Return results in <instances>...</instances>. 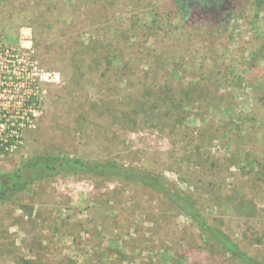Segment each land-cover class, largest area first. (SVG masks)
I'll use <instances>...</instances> for the list:
<instances>
[{"label":"rangeland","instance_id":"374dc122","mask_svg":"<svg viewBox=\"0 0 264 264\" xmlns=\"http://www.w3.org/2000/svg\"><path fill=\"white\" fill-rule=\"evenodd\" d=\"M26 1L1 7L0 20ZM100 1H62L74 30L22 27L15 45L23 53L0 56V117L23 120L17 147L0 157V181L26 179L34 174L26 161L48 154L152 170L264 261V0L212 9L190 0L185 19H168L170 0ZM156 13L162 30L147 29ZM73 33H117L127 68L91 59L72 69L68 55L51 64L33 48L34 37L46 51L53 36ZM31 85L39 102L27 120ZM152 90L166 99L178 92L190 104L186 118L176 124L158 109L135 119L134 102ZM34 178L0 202V264H239L149 189L82 175Z\"/></svg>","mask_w":264,"mask_h":264},{"label":"trees","instance_id":"16d2710c","mask_svg":"<svg viewBox=\"0 0 264 264\" xmlns=\"http://www.w3.org/2000/svg\"><path fill=\"white\" fill-rule=\"evenodd\" d=\"M17 1L18 0H0V8L11 5ZM62 1L64 0H27L26 2L16 3L17 5L14 6L9 13V17H7L6 20H0V56L9 53L12 57H15V52L18 54L23 53V50L15 45L18 31L22 27L29 28L33 35H35V29L37 27H45L48 31L58 30L61 33H66L67 31L70 33V31L74 30V22L72 20V22L69 21V19L64 16L63 12L61 14V11L64 9ZM170 1L172 5L167 15L168 19L172 17L173 13L185 19L188 13L190 0ZM198 1L207 7H211V9L223 8L222 6L224 4V0ZM100 2L102 5H106L104 3H108V0H101ZM164 21L163 17H160L158 13H156L152 20L155 26H149L147 29L155 27L157 30H162V23H164ZM97 22H99V20ZM80 24L86 27L89 25V22L82 21ZM98 30L103 31L104 29L101 27ZM117 33L111 36H108L107 33H103V36H97L93 38V40L86 38L85 33H73L70 37L65 35L64 40H60V42H57L56 38L53 36L52 40H48L52 41V44L56 47L46 51L41 49L43 42L41 43L34 37L33 48L35 51H40V53L47 52L51 55V64H56L58 62L57 57L59 55L64 56L66 54L69 57L67 63L72 69H77L79 67L88 68L90 65L89 62H91V59H94L100 64H105L108 68L121 70L123 66H128V63L123 58V48L120 45L121 41L120 38L117 37ZM73 35H75V38L72 37ZM12 48H15L13 52ZM46 63L49 65V61H46ZM56 71H58V73L60 72V70ZM10 76H13L12 70L9 71L7 75L4 74L5 78ZM30 89V93L22 102V108L24 109H30L29 107L31 105L36 106L39 102L38 90L32 85ZM171 93L172 95L175 94V97L170 96L169 98L167 97V99L164 97L162 98L161 95L163 92L158 90L150 91V95L147 96V99L139 97L138 100L134 102L132 108L133 114L136 116L135 119L140 113L147 114L160 109L167 114V119L169 118L173 123L180 124L186 118V116H184L185 107L190 104L184 100H176L178 99V96H176L178 92ZM159 98H161V100H158ZM26 119H34L33 111H28ZM26 119L25 125L27 126L28 123ZM22 123L23 120H16V118L13 117H0V127H3L0 132V157L8 156L10 151L17 147ZM25 167L31 168L34 174L24 180L18 178L17 174H12L8 178V184L5 185L0 181V202H13L17 197V192L27 187L26 185L28 182L34 181V177L47 178L64 174L72 176L82 175L88 178L103 179L106 181L113 180L125 184L137 185L157 193L176 213L188 217L199 232L205 236L207 243L219 252L229 256L239 264H264V261L259 257L250 255L246 252L237 239L230 236L218 226L209 223L203 215L200 202L195 196L189 192L176 189L162 174L156 173L155 171L128 167L111 160H84L78 157H59L50 154L40 156L35 161H26Z\"/></svg>","mask_w":264,"mask_h":264},{"label":"built area","instance_id":"2783aa9c","mask_svg":"<svg viewBox=\"0 0 264 264\" xmlns=\"http://www.w3.org/2000/svg\"><path fill=\"white\" fill-rule=\"evenodd\" d=\"M30 109H27V111L31 110V106L29 107ZM4 116V115H3Z\"/></svg>","mask_w":264,"mask_h":264}]
</instances>
